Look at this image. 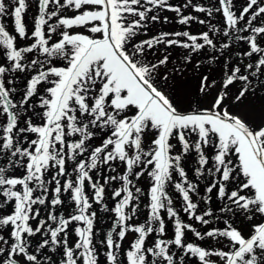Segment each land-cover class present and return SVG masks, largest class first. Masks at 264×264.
I'll return each instance as SVG.
<instances>
[{
    "label": "snow or ice",
    "instance_id": "1",
    "mask_svg": "<svg viewBox=\"0 0 264 264\" xmlns=\"http://www.w3.org/2000/svg\"><path fill=\"white\" fill-rule=\"evenodd\" d=\"M0 264H264V0H0Z\"/></svg>",
    "mask_w": 264,
    "mask_h": 264
},
{
    "label": "rangeland",
    "instance_id": "2",
    "mask_svg": "<svg viewBox=\"0 0 264 264\" xmlns=\"http://www.w3.org/2000/svg\"><path fill=\"white\" fill-rule=\"evenodd\" d=\"M110 222H111V221L108 219V217H107V215H106V223H105L104 227L107 228V223H110ZM102 234H103V233H102ZM129 238H131V235H130Z\"/></svg>",
    "mask_w": 264,
    "mask_h": 264
}]
</instances>
